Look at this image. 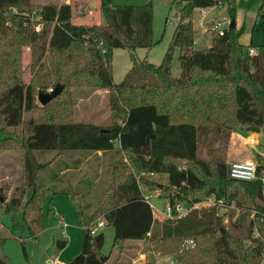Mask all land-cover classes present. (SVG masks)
I'll list each match as a JSON object with an SVG mask.
<instances>
[{"label":"trees","instance_id":"16d2710c","mask_svg":"<svg viewBox=\"0 0 264 264\" xmlns=\"http://www.w3.org/2000/svg\"><path fill=\"white\" fill-rule=\"evenodd\" d=\"M237 1L173 0L179 18L172 43L161 63L153 65L133 55L153 46L150 5L114 6L112 0H99L104 24L86 25L72 22L70 4L0 0V152H18L22 167L20 183L10 194L9 186H0V211H22L23 224H17L21 234L42 231L44 204L62 194L92 246L89 255L79 254L65 264L108 261L102 253L104 235L89 233L101 218L113 228L112 249L122 253L128 242L139 241L147 264H155V253L171 257L173 264H264L263 186L257 180L231 178L225 152L235 129L259 127L264 137V42L256 54L248 55L252 46L245 50L239 41L243 27H236ZM220 5L226 6L234 27L223 35L212 32L210 47L194 50V10ZM257 16L264 23L262 5ZM175 47L189 49L178 57V77L171 73ZM25 48L30 60L23 66ZM117 48L129 51L131 67L114 84L112 54ZM56 86H62L60 93L40 105L39 92ZM82 89L107 91L106 122L74 121L73 91ZM36 151H54L56 157L71 152L119 154L107 168L104 197L111 195V208L104 211L102 199L87 213L78 191L37 185L38 172L51 162H35ZM153 175L166 177L161 192L170 205L210 197L214 204L157 222L141 188H160L148 178ZM226 210L229 221L224 225ZM5 240L0 236V264H11L2 252ZM185 241L191 242L187 249L182 248ZM65 245L58 241L60 250Z\"/></svg>","mask_w":264,"mask_h":264},{"label":"rangeland","instance_id":"374dc122","mask_svg":"<svg viewBox=\"0 0 264 264\" xmlns=\"http://www.w3.org/2000/svg\"><path fill=\"white\" fill-rule=\"evenodd\" d=\"M35 3H56L70 4L73 10L72 22L74 24H104L101 15L99 0H33ZM114 6H143L150 5L153 14L152 21V41L153 46L149 49L139 48L133 52L135 59L146 60L153 65H159L166 53L168 46L172 43L173 33L179 18V5L173 0H112ZM262 5L264 11V0H238L235 6L236 27H243L242 35L239 38L245 50L252 46L253 49L264 42L263 19L257 16V10ZM221 22L224 29L230 25V17L225 5L209 7L207 9H195L193 12L194 30V50H201L211 45V33L215 23ZM40 28V25L36 27ZM35 27V28H36ZM37 32V31H36ZM182 50L175 47L171 59V73L174 77L179 76L178 57ZM30 60V49L25 48L22 54V64ZM131 67L129 51L124 48L113 50L112 54V80L114 84H119L125 73ZM30 73H25L24 80L28 82ZM48 91V90H47ZM109 107L107 91L96 90H74L73 91V119L74 121H86L93 123H103L108 120ZM18 132V129H12ZM0 138L1 135H0ZM255 142V143H253ZM118 147V146H117ZM226 152V159L229 162L251 159L262 163L264 160L260 153H264V137L246 130L235 129L230 133ZM35 162H51L47 169L38 172L36 178L37 185H49L54 190L60 191L67 187L78 191L83 197V204L87 205V213H92L97 208L98 203L103 199L104 211L111 208V195L104 193L109 184V174L107 172L108 163L116 164L119 154L115 152L106 155L99 153L71 152L67 156L56 157L54 151H36L33 153ZM77 160L78 165L74 166ZM65 166L71 170L63 175L59 171ZM22 167L20 155L16 151L0 152V186L7 185L10 188L9 194L21 180ZM57 175V177H55ZM153 183H159L160 188L145 192V196H151L150 200L155 205V209L161 211L167 200L166 195L161 192V186L166 184L165 176H148ZM213 201V197L203 202ZM48 203L50 204V214H47ZM185 206L184 202H180ZM202 203V202H201ZM208 203V204H209ZM212 204V203H210ZM233 205L230 210H233ZM229 210V209H228ZM223 211V210H222ZM224 212V211H223ZM223 216L222 222L228 224L229 211ZM237 211L232 220L236 218ZM42 231L35 236H27L20 233L22 225V211L19 209L15 213H0V225H3L8 232L0 233L5 237L2 252L6 255L11 264H46V261L58 259L63 263L69 262L73 257L82 251V243L85 229L79 225L73 207L66 197L57 194L47 199L43 208ZM99 220H103L102 218ZM63 226H65L63 228ZM65 230V234L63 233ZM99 233L104 235V245L102 253L109 256L105 264H147L146 254L143 253V245L139 241L128 242L126 249L118 253L112 249L113 228L104 225L99 229ZM24 235V236H22ZM58 241L66 242L63 249H59ZM191 245L188 241L183 242L182 248L187 249ZM155 264H170L172 258L154 254Z\"/></svg>","mask_w":264,"mask_h":264},{"label":"built area","instance_id":"2783aa9c","mask_svg":"<svg viewBox=\"0 0 264 264\" xmlns=\"http://www.w3.org/2000/svg\"><path fill=\"white\" fill-rule=\"evenodd\" d=\"M214 30L218 33V35H223L226 29L222 28L221 22H217L213 26L212 31ZM35 31L37 32L40 31L39 26L35 28ZM247 53L248 55H254L256 54V50L253 48H248ZM51 90L52 89H49L48 92H50ZM260 155L262 156L264 160V153H260ZM259 168L261 169L260 174L258 173ZM229 176L236 180L260 181L264 189V161L262 163H259L251 159H242V160H236V161L229 162ZM150 197L151 196H145V200L149 204L152 210V215H153L154 220L160 223L164 221L165 219H168V220L179 219L187 215L189 212H191L194 209H197L199 207H209L214 204V201L210 202L212 204H210L209 201H206V202L195 203V204L185 203V206H184L180 202H177L174 205H170L167 202L164 205L163 209L159 211L158 209H155V205L150 200ZM254 215H255V212L252 211L250 217L254 218ZM104 225H105L104 220H98L96 224H94L90 228L89 230L90 235L95 236L96 234H98L99 229H101ZM64 227L65 226H63V228ZM63 233L65 234L64 229H63ZM253 236L254 237L259 236V233L255 228H254ZM188 244H191V242L188 241ZM169 263L173 264L172 261H170ZM46 264H65V263H63L62 261L58 259H53V260L46 261Z\"/></svg>","mask_w":264,"mask_h":264},{"label":"water","instance_id":"95a60500","mask_svg":"<svg viewBox=\"0 0 264 264\" xmlns=\"http://www.w3.org/2000/svg\"><path fill=\"white\" fill-rule=\"evenodd\" d=\"M229 27H234V21L232 20L230 22ZM62 90V86H56L55 88H53L50 92H39L38 96H37V100L40 103V105L44 106L46 105L50 100H52L53 98H55L60 91ZM246 131L252 132V133H257L259 134L261 132L259 127H247ZM3 203V199H0V204ZM91 242H90V238L88 234H85L84 239H83V243H82V251H81V255H89L91 253Z\"/></svg>","mask_w":264,"mask_h":264},{"label":"crops","instance_id":"0c3cea01","mask_svg":"<svg viewBox=\"0 0 264 264\" xmlns=\"http://www.w3.org/2000/svg\"><path fill=\"white\" fill-rule=\"evenodd\" d=\"M100 154V153H99ZM101 155V154H100ZM71 169L69 168V169H62V170H60L59 171V174L60 175H63L65 172H67V171H70ZM4 233V232H8L7 231V229L3 226V225H0V233ZM66 246V245H65Z\"/></svg>","mask_w":264,"mask_h":264}]
</instances>
